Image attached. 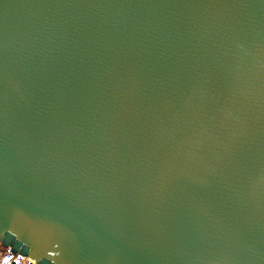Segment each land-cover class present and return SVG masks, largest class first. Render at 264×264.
I'll use <instances>...</instances> for the list:
<instances>
[{"label": "water", "instance_id": "water-1", "mask_svg": "<svg viewBox=\"0 0 264 264\" xmlns=\"http://www.w3.org/2000/svg\"><path fill=\"white\" fill-rule=\"evenodd\" d=\"M0 245L264 264V0H0Z\"/></svg>", "mask_w": 264, "mask_h": 264}, {"label": "built area", "instance_id": "built-area-1", "mask_svg": "<svg viewBox=\"0 0 264 264\" xmlns=\"http://www.w3.org/2000/svg\"><path fill=\"white\" fill-rule=\"evenodd\" d=\"M0 264H34V261L16 251H12L8 247L0 245Z\"/></svg>", "mask_w": 264, "mask_h": 264}]
</instances>
